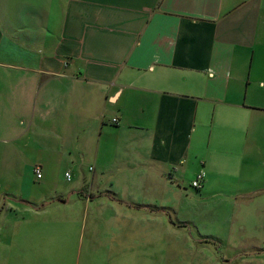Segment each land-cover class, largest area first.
I'll list each match as a JSON object with an SVG mask.
<instances>
[{"label": "crops", "instance_id": "0c3cea01", "mask_svg": "<svg viewBox=\"0 0 264 264\" xmlns=\"http://www.w3.org/2000/svg\"><path fill=\"white\" fill-rule=\"evenodd\" d=\"M6 171L0 264H264V0H0Z\"/></svg>", "mask_w": 264, "mask_h": 264}, {"label": "rangeland", "instance_id": "374dc122", "mask_svg": "<svg viewBox=\"0 0 264 264\" xmlns=\"http://www.w3.org/2000/svg\"><path fill=\"white\" fill-rule=\"evenodd\" d=\"M37 141H38V144H40V140H37ZM71 161L74 162L77 166H79V164L82 162V169H84V172H83L84 175L86 177L91 176V174H92V171H90L91 168L89 170V165H91L90 164L91 158H90V156H88L87 159L85 157L82 159L81 158H74L73 160H70V161L62 158L60 163L56 159L55 160L53 159L50 163V171H49V174L47 176V179L53 180L54 183L58 182L63 187L75 186L79 182H82L83 181L82 177L79 178V182L77 181L75 175H73L72 180H68V178L66 177L65 172L67 170H68V172H72V167H73L72 165L74 163L71 164L70 163ZM192 171H193V167L191 168V170L189 169V171L187 173H185L184 175H182L178 179L179 183L175 184V185H177L176 187L172 188V190L170 192L167 191V193H165V195H169L173 200H175L172 202L173 204H176L178 206L190 205V206H194V208H196L202 204L201 200L194 197L197 194V191H199V189H195L193 186H191V182H192L193 178H195V176L198 173L193 175ZM79 172H80V170H79ZM28 173H29V171H26V172L25 171H19V174L23 175L24 177H27ZM19 174H16V171H6L3 174H0V176L3 180L9 179V178L11 180H18L20 178ZM80 175H82V174H80ZM179 187L181 188V190H179ZM193 194H194V196H193ZM194 217H196L195 214H194ZM201 220H202V218H201Z\"/></svg>", "mask_w": 264, "mask_h": 264}, {"label": "built area", "instance_id": "2783aa9c", "mask_svg": "<svg viewBox=\"0 0 264 264\" xmlns=\"http://www.w3.org/2000/svg\"><path fill=\"white\" fill-rule=\"evenodd\" d=\"M112 122L115 123V124H119V120L116 118H113L112 119ZM42 169L40 166H36L35 168V174L37 176L38 179H40L42 177V173H41ZM66 177L68 178V180H71V177L69 175V172H66ZM205 176H206V173L205 171H200L196 176L195 178H193L192 182H191V186H193L195 189H201L202 186H203V183H204V180H205Z\"/></svg>", "mask_w": 264, "mask_h": 264}, {"label": "trees", "instance_id": "16d2710c", "mask_svg": "<svg viewBox=\"0 0 264 264\" xmlns=\"http://www.w3.org/2000/svg\"><path fill=\"white\" fill-rule=\"evenodd\" d=\"M80 193L84 194L83 191H80ZM209 242L213 243V245H215L217 249H220L221 248L220 243L218 241L209 240Z\"/></svg>", "mask_w": 264, "mask_h": 264}]
</instances>
